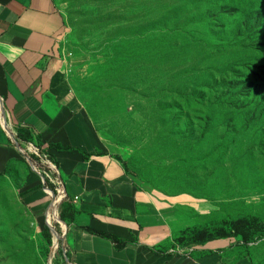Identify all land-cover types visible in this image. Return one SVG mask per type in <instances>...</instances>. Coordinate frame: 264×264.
I'll return each mask as SVG.
<instances>
[{
    "label": "rangeland",
    "instance_id": "1",
    "mask_svg": "<svg viewBox=\"0 0 264 264\" xmlns=\"http://www.w3.org/2000/svg\"><path fill=\"white\" fill-rule=\"evenodd\" d=\"M52 1L73 96L95 132L145 189L193 206L177 208L171 232L218 204H244L223 216L264 215V21L249 17L264 0ZM48 175L40 199L54 195ZM27 182L0 175V264H67L60 220L31 209ZM249 247L241 264H264V239Z\"/></svg>",
    "mask_w": 264,
    "mask_h": 264
},
{
    "label": "crops",
    "instance_id": "2",
    "mask_svg": "<svg viewBox=\"0 0 264 264\" xmlns=\"http://www.w3.org/2000/svg\"><path fill=\"white\" fill-rule=\"evenodd\" d=\"M64 29L52 0H0V114L13 134L21 128L30 133L31 142L21 143L22 148L36 146L54 162L41 158L42 171L31 166L0 125V175L25 173L28 182L22 190L35 212L44 213L51 203V198L40 199L45 194L40 173L50 179L49 173L55 190L64 191L78 210L73 223L60 221L56 229L67 264H241L242 259L225 256L235 245L229 238L157 251L171 239L177 208L193 206L183 197L162 200L145 189L95 132L73 96L59 49ZM83 153L90 157L84 159ZM86 228L126 245L117 250ZM201 252L211 253L193 257Z\"/></svg>",
    "mask_w": 264,
    "mask_h": 264
},
{
    "label": "trees",
    "instance_id": "3",
    "mask_svg": "<svg viewBox=\"0 0 264 264\" xmlns=\"http://www.w3.org/2000/svg\"><path fill=\"white\" fill-rule=\"evenodd\" d=\"M260 9L261 8L256 9L255 14L249 17L256 21H264V9H261V11H259ZM254 15L256 16L255 18H253ZM31 140L32 138L28 130L22 128L17 130L16 135L14 137V141L17 147L21 149H23L20 146L21 143H30ZM53 147L60 151L73 150L69 147L63 148L60 145H53ZM34 148H37L36 154H27L25 155V158L27 159L28 163L31 164V166L37 168H44L41 163V158L48 161H51L52 159L50 155L45 152H42L38 147L34 146ZM216 148L223 149L225 148V145L223 143H219L217 147H215V150H217ZM82 155L84 159H88L90 157L89 154L83 153ZM116 159L122 163L126 173L129 174L132 178H134V176L130 174L125 161L119 156H116ZM42 179L43 181H45V183L48 182L47 178L44 175L42 176ZM51 191L55 192V188L53 187V185L51 186ZM234 205L244 206V204L241 202H236L230 205L218 204V209L215 211H212L208 214H196V217L200 219L197 224L185 226L182 229L172 231L171 239L161 245H158L157 251L165 253L170 249L174 250L177 246L184 247L189 244L207 243L219 239L229 238L235 241V245L230 251L225 253V256L233 258L234 261L245 259L249 256L250 244L264 239V215L251 213H237L231 216H223L221 214V211H224L226 207ZM56 213L58 219L61 222L69 224L74 222L75 216L78 214V210L73 206L69 198L65 196L58 203L56 207ZM86 230L91 234L97 235L99 237L111 241V243L117 250L124 248L126 245L125 241L120 240L119 238L113 235L99 232L91 228H86ZM40 238L43 245L41 248V254L47 256L49 249L52 246V235L50 229L44 222L41 224ZM206 253L211 252H201L198 254H193V257L205 255Z\"/></svg>",
    "mask_w": 264,
    "mask_h": 264
},
{
    "label": "built area",
    "instance_id": "4",
    "mask_svg": "<svg viewBox=\"0 0 264 264\" xmlns=\"http://www.w3.org/2000/svg\"><path fill=\"white\" fill-rule=\"evenodd\" d=\"M0 116H1V115H0ZM1 126H2L3 129L9 134V137L11 138L12 143H13L14 146L16 147L17 145H16V143H15V141H14L15 134H13L12 132H9V131H8V126H6L5 123L2 124ZM29 147L33 149L32 154H36V152H37L36 149L33 148L32 146H29ZM17 149H18V151H19L20 154H24V151H23L24 149H21V148H19V147H17ZM49 164L51 165V163H49ZM58 186H59V185H58ZM64 196H65L64 191L61 190L60 188H57V189L55 190V192H54V195L51 197L50 207L53 208V212H54L55 215H57V213H56V207H57L58 203L64 198ZM77 200H78V198L75 197V198H74V201L76 202Z\"/></svg>",
    "mask_w": 264,
    "mask_h": 264
}]
</instances>
